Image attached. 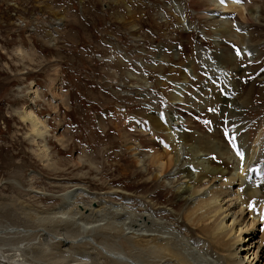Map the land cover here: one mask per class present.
<instances>
[{
    "label": "rangeland",
    "instance_id": "rangeland-1",
    "mask_svg": "<svg viewBox=\"0 0 264 264\" xmlns=\"http://www.w3.org/2000/svg\"><path fill=\"white\" fill-rule=\"evenodd\" d=\"M214 1L218 8L210 10L202 0H0V264H120L113 254L129 257L132 250V264H148L152 247L173 238L172 225L182 237L195 238L182 215L209 198L212 187L204 179L198 193L189 191L195 179L182 168L197 174L207 163L201 156L200 165L190 162L192 153L178 137L185 127L177 126L181 111L189 109L207 134L211 114H221L224 140L233 136L229 145L236 144L242 163L239 134L247 135L248 146L257 144L255 156L264 153V29L254 25L264 17V0ZM235 3L257 7L262 17L243 22L235 10L232 20L223 7ZM216 18L221 21L213 24ZM222 21L231 26L225 35L233 37L235 67L257 65L254 73L246 70L250 77L217 60L214 39L223 35ZM213 95L226 100V110L210 102ZM239 95L243 101L235 100ZM25 107L47 124L43 138L18 116ZM153 119L167 130L156 129ZM37 143L45 144L47 160ZM158 147L177 152L184 163L160 168L150 159ZM246 182L253 184L245 179L239 191ZM257 229L248 235L254 252L264 249V228ZM194 244L182 241L181 253ZM139 251L144 256L133 259Z\"/></svg>",
    "mask_w": 264,
    "mask_h": 264
},
{
    "label": "bare ground",
    "instance_id": "bare-ground-1",
    "mask_svg": "<svg viewBox=\"0 0 264 264\" xmlns=\"http://www.w3.org/2000/svg\"><path fill=\"white\" fill-rule=\"evenodd\" d=\"M202 1H203L201 3L202 8L205 7V8H208L210 10H214V9L218 8V6L216 5L214 0H202ZM209 5H211L212 8H209ZM223 8L225 9L226 12L230 13L232 20H235V19L237 20V14H236L237 12H234L235 10H240V15L238 14V16H239L238 19L240 18L243 22L244 21L245 22H252L254 18H256L258 16L262 17L261 14H258V16L255 15L257 7L254 8L253 6L252 7L248 6V4H245L244 6H241L240 4L238 5V3L227 4V6L223 7ZM205 11L207 12V10H205ZM219 12L220 13L223 12L222 9H220ZM225 14H227V13H225ZM233 15H234V18L232 17ZM204 17L207 19H210V20L214 18L213 16L211 17L209 15L208 16L204 15ZM263 18L264 17H262L261 20H263ZM261 20L256 21L257 23H254V25H256L257 28L264 29ZM215 21H221V20H218V18H216L215 20L212 21V23L213 24L217 23ZM223 21L220 22L222 24V27L218 26L220 28V32L223 35L222 36L219 35V38L214 39L215 44H216V47H215L216 55H217L216 58L219 61V63L221 65H223L224 67H226L227 69H229V71H234V73L239 72L240 73L239 76L241 78L250 77L251 74L257 70L258 67H257V65H253V66L249 65L246 68L239 67V66L235 67V62H236L235 60H238V59L235 57V60H232V58L234 56L231 54V51L234 48L229 46V43H228V42H230V40L233 41V39H232L233 37L232 38L226 37V35H227L226 33H229V31H231V26L224 23ZM252 25H253V23H252ZM219 28H217V30H216V31H218V33H219V30H218ZM184 33H185V31H184ZM232 34H234V33H232ZM231 36L232 35H230L229 37H231ZM227 39H228V41H227L228 44L225 41ZM236 41L238 42V40H236ZM237 53L238 52H236V55H237ZM18 54L23 56V50L19 49ZM250 59L258 60L257 57L250 58ZM244 60H245L244 62H246L247 58L245 57ZM247 61H249V60H247ZM229 64L231 67L229 66ZM245 66L246 65H244V67ZM258 66H261V65H258ZM248 69L253 70V72L252 73L246 72V70H248ZM234 73H232L231 76H233ZM226 77H228L227 73H226ZM241 81H243V80L241 79ZM246 81H247V79H246ZM244 82H245V80H244ZM250 93H252L251 90H250ZM178 94H176V96L173 95L174 100L179 99L180 96ZM209 96L211 97V95H209ZM239 97H240V99H239ZM212 98H210V102H214L213 104L221 105L220 107H222V109L226 110V106H227L226 100L219 98V97H216L214 95L212 96ZM237 98L239 100L243 101V98H245V97L239 95L236 97L235 100H237ZM235 100L232 102L234 103ZM246 101L250 102L251 99L248 100V98H247ZM179 103L180 102H178L176 104H179ZM217 110L220 111V109H217ZM18 112H19L18 116L20 115L21 119L24 120L27 124H29V126H30L29 131H31L30 132L31 134H34L36 137H40V138H43V136L45 134H47V131H48L47 124H45L44 121L40 119L38 114L35 113L30 107H25L21 112L20 111H18ZM176 112H178V111H176ZM196 114L198 117L200 116L199 113H196ZM179 115L181 116L182 120L180 122L178 121L179 123H177V126H179L182 123H185V124H183L185 127L183 126L184 128L181 130V132L178 133V137L181 141H183V145L185 146V148H188L189 151L192 153V156H190V159H191L190 162H192L193 164H196L197 166L200 165L201 162L199 160H197L196 158H198V156H201V157H204V159L206 160L204 162L207 163L206 166H200L201 167L200 171L197 174L190 173L189 168H186V167L182 168V171L186 172V174L184 173L186 178L188 177L189 180H192V178L195 179V182L193 183V186H192L194 188H191V186L188 185V187H190L189 191H191L193 195L198 193V191H199L198 188L200 189V186H202V185L204 186V184H205L204 181H206V180H204V179H208L207 183H209L210 187H212L210 190V192H212V194L210 195L209 198L204 197V198L198 200L194 206H188L189 209L184 214V216L182 215V218L185 219L184 224H186L188 227V229H187V227L185 226L187 232H190L192 234L194 233L195 238L193 240H190V239L182 237L180 234L177 233V231L174 230L175 228L173 229L174 225H172L171 229L169 228L170 229L169 233H170V236H172L173 238L167 237L165 239L163 237V239H165V240H163V242L159 246L156 245L155 247H152L153 250L152 249L151 250L154 252L155 255L154 256H151L152 254L149 255L150 261L148 260L149 257L147 259L146 255H145V258H146L145 263H148V264H166V263H164V261L166 259H169V261H170V259H171V260H176L178 262V264L179 263L180 264H264V261L262 259L263 256H261L262 253L264 254V249L262 250L260 248V245H259L257 247V250L254 252L253 248L255 247L254 246L255 239L254 240L252 239L251 241H250V239H248L249 238L248 235H253L255 232H258L257 226L262 225L260 230H262L264 228V181L261 182L262 179L264 178V153H260L259 155L255 156V152L257 151V148H256L257 144L254 143L253 145L248 146L247 143L243 140V138H245L247 135H244L243 137H241V135L239 133H237L239 135L235 139V141L240 142L241 147L244 149V153H246V158L244 155V158H245L244 163L241 162L240 158H236L235 157L236 153L239 154L237 152V149L234 148L235 146L230 147V145H229V143H232L231 141L233 140V138H232L233 136L230 135V136H232V137H230L229 135H227V142H225L224 134H226V133L223 132L222 131L223 129L221 130V128H220L222 125L221 122L223 123V119L221 118V114H219L218 112L216 113V111L211 114V122L210 123L213 124V131L210 134L205 133L201 129V126L199 125V123L196 122V117H194L192 115V113L190 112L189 109L181 111V114H179ZM153 122L157 123L156 126L154 125V127L156 129H162V130L166 129L160 123H158L157 120L153 119ZM193 123H194V125H193ZM227 125H228V127H230L229 131L231 132V134H233L232 126H229V124H227ZM207 128H209V127H207ZM237 129H239V128L237 127ZM237 129H235L236 132H239ZM230 139H232V140H230ZM172 140L173 139H171V141L168 140L170 142L169 147H170V145H172ZM39 143H37V145L39 146V150L41 153L40 157L43 158L44 160H47L48 159L47 158V156H48L47 148H46L45 144H43V143L39 144ZM231 148L235 149V153H233V152H232L233 154L231 153V150H232ZM188 149H187V152H188ZM185 152H186V150H185ZM206 155H208L210 159L205 158ZM188 158H189V156H188ZM150 159L154 163H159L161 165L160 168H163L165 170H167V169L169 170V168L173 167V165H175L177 162H179L180 165L182 163H184L180 159V156L178 155L177 152L172 154L170 150L168 151V150H165V149H162L159 147L155 149L154 154L150 155ZM196 165H195V167H196ZM249 165H250V168H249L250 170H248L249 172L244 174L245 170L249 167ZM244 167H246L245 170H244ZM247 175L255 177V180H253V181L251 180L252 181L251 184L252 183L256 184L257 182L259 183V181H260V184L262 186L261 190L259 191L260 197H256V194L258 192L254 191L255 188H253L251 185H248L247 182H246V186L242 190H240V191L238 190L239 189L238 187H242L243 183L245 182ZM224 176H228V177L224 178ZM236 186H237V188H235ZM257 186H260V185H257ZM187 190H188V188H185L183 193H185ZM230 195H232L233 197L228 198ZM179 196L181 197L182 195H179ZM201 196H202V194H201ZM197 197H198V195H197ZM189 204H191V203H189ZM88 208L89 207H85V209H88ZM119 213H121V212H119ZM147 220H148V218H147ZM156 221H158V220H156ZM178 221H179V219L176 220V222H178ZM162 222H163V220H162ZM134 223H136V222H134ZM156 223H158L161 226V224H160L161 222H156ZM99 224L97 223V224L93 225V227H94L93 230H95V228L98 227ZM147 224H149V223H147ZM152 224H154V223H152ZM158 224H155V226ZM127 225H128V223H127ZM152 226H154V225H152ZM152 226L150 225V227H152ZM131 227L133 228V226H131ZM111 228H112V226H111ZM176 228H177V226H176ZM140 229H141V227H140ZM146 229H148V228L146 227ZM150 229H152V228H150ZM167 229L164 228V230H167ZM176 230H178V229H176ZM161 231H163V230H161ZM152 232H153V230H152ZM90 235L91 234L85 235V237L89 238ZM185 235L187 236V234H185ZM139 237H140V235H139ZM146 237H147V234H146ZM122 238H124V236ZM151 238H153V235ZM151 238H149V239L151 240ZM155 239L157 240V238H155ZM155 239L153 241H155ZM150 240H148V241H150ZM122 241H123V239H122ZM125 241L127 242V239ZM148 241H147V243H148ZM158 241L160 243L159 238H158ZM182 241H185V242H191L192 241L193 244L194 243L196 244V246L194 244L195 247L191 248L190 250L188 249L187 252L181 253V251H183V250H182V248H180L179 245ZM248 241H250V242H248ZM59 242L69 243L66 240V238L65 239L59 238ZM140 242H142V240ZM237 242H239L238 245L236 244ZM129 243H131L130 240H129ZM145 243H143V244H145ZM173 243H177V246H175V245L173 246L172 245ZM261 245L264 248V240L261 242ZM132 246L135 247V244H133ZM123 247H124V245H123ZM146 247H144V248H146ZM148 248H149V246H148ZM126 249H128V248H126ZM136 249H139V248L135 247L134 252ZM143 249H142V251L145 250V249L144 250ZM132 251H131V253L129 252L130 258L128 256H124V253L119 254L121 251H118L119 253L118 252L114 253L113 256L119 255V258L123 259L122 263H124L126 261H127V263L130 261L132 262L133 261V260H131ZM140 251H139V254L142 253ZM103 252H105V251H103ZM122 252H125V251L123 250ZM99 253H100V250H99ZM142 256H144V255L142 254ZM142 256H141V254H140V256H138L139 258L137 256H135V257L133 256L134 257L133 259L137 258V260H138ZM101 258H102V256H101ZM104 258H106V256H104ZM145 258L143 260H145ZM115 259H114V261H115ZM111 261L114 262L113 259ZM169 261H167V262H169ZM103 262H105V261H103ZM118 262H119V260H118ZM122 263H120V264H122ZM10 264H13V263H10ZM102 264H104V263H102ZM106 264H110V263L108 262ZM114 264H119V263L114 262ZM139 264H140V262H139Z\"/></svg>",
    "mask_w": 264,
    "mask_h": 264
}]
</instances>
